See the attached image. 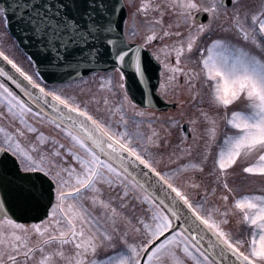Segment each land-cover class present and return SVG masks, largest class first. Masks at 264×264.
Masks as SVG:
<instances>
[{
    "label": "snow or ice",
    "instance_id": "1",
    "mask_svg": "<svg viewBox=\"0 0 264 264\" xmlns=\"http://www.w3.org/2000/svg\"><path fill=\"white\" fill-rule=\"evenodd\" d=\"M0 3L4 5L0 7V17H17V24L30 40L35 41L41 62L71 67L85 60H99L109 63L113 68L123 69L131 65L138 76L144 78L141 50L149 41L157 39V33L152 31L143 44L133 47L120 26L118 0H15L14 3L0 0ZM229 4L232 5V27L236 29L238 37L253 45L260 54L242 44L233 43L229 37L213 39L206 48L200 49L201 70L206 82H210L213 100L228 106L243 96L248 102L247 111L231 112L227 123L236 131L223 133L216 164L218 170H226L242 155L258 152L257 162L249 164L244 171L264 174V0H261L258 11L250 10L240 0H220L219 4L212 3L207 7L197 3V0H167V8L178 13L175 26L180 27L181 23L189 25V34L186 44L179 40L162 45V48L175 52V63L165 64V67L172 72V80H175L176 73L184 72L180 65L185 51L191 52L199 35L211 30L221 8L226 11ZM152 7L160 11V15L153 18L155 24L160 26V39L173 34L181 35L180 32L170 31L173 23L165 25L163 17L167 9L160 4L143 0L137 11L143 10L147 14V10ZM9 8L13 11L9 12ZM193 10L210 13L212 17L207 24L196 26L195 33L192 32L196 19ZM148 23L151 25L153 21ZM0 57L40 90L45 104L51 96L54 114L49 118L58 127L62 126L73 145L85 154L82 156L73 147L66 149L73 154L79 165L77 167L76 164L65 163L67 156L60 151L65 145L59 141H53L50 149L35 143L26 149L19 140H13L12 136L6 134L4 142L8 145L7 151L17 156L21 163L9 168L0 162V191L5 193L0 204L10 198L26 208L51 205L52 219L48 221L47 227L37 224L25 230L23 235H18L14 230L0 231V264H18L17 257L24 264H28L30 258L32 264H53V257L57 253L49 251L47 246L57 241L61 248L71 245L74 250V255L69 256H65L63 250L59 251L66 264H113V257L114 264H186L178 252L191 258L194 264H257L255 257L264 261V196L244 195L235 201V206L243 211L244 221L254 229L251 249L246 255L238 247L240 241L234 242L231 234L217 223L211 212L201 214L198 208L203 209V204L194 205L180 187L165 178L167 173L157 171L148 150L136 142L127 127L121 131L119 127L113 128L111 123L102 122L90 115L86 107H81L74 97H65L55 91L46 93L32 76L3 51H0ZM0 75L7 76L22 88L29 100L36 102V94L13 79L5 68L0 67ZM194 75L189 76V79ZM0 103H6L7 111L18 117L21 124H26L25 114L32 109L3 83H0ZM121 122L127 124L126 120ZM28 130L38 131L31 125H28ZM0 132L6 130L0 128ZM208 133L210 140L207 143L211 144L218 135L215 121ZM18 135H23V132L18 130ZM152 142L160 146L158 138ZM41 143L44 141L41 140ZM146 154L149 158H146ZM141 165L155 174L156 183L171 197L167 205L155 195L150 185L137 179L136 169L147 175ZM191 166L201 168L200 164ZM128 177L132 178L134 187L143 190L142 199L150 205L151 222L138 218L140 227L133 225L131 229L138 233L142 227L146 242L128 239L129 232L121 231L117 226V218L122 214L110 201L101 198L102 189L97 187L101 181L110 185H124V195L127 196L125 180ZM224 187L228 188L227 182ZM89 190L92 194L87 200L91 202V207L82 198ZM228 190L232 191L230 188ZM223 199L227 200L228 197L224 196ZM184 205L197 230L174 227L172 218H180L179 212ZM96 208L103 210L102 215L111 221V228L96 215ZM4 218L13 229L24 227L7 212ZM122 219L126 224H132L130 218ZM201 233L205 236L210 234L207 249L199 243L204 238ZM33 235L36 236L35 240L32 239ZM100 248L116 251L101 259L97 256ZM36 251L41 253L38 260L34 258Z\"/></svg>",
    "mask_w": 264,
    "mask_h": 264
},
{
    "label": "rangeland",
    "instance_id": "2",
    "mask_svg": "<svg viewBox=\"0 0 264 264\" xmlns=\"http://www.w3.org/2000/svg\"><path fill=\"white\" fill-rule=\"evenodd\" d=\"M126 5L129 6V19L125 25L126 36L129 39L134 37H139L141 40H145L147 35H150L152 31L157 33V39L149 41L148 44L153 46H159L160 43L172 44L174 41L183 40L187 43V37L189 34V25L181 23L180 27L175 26V20L178 13L173 12L172 9L167 8V0H150L152 4H160L162 7L166 8L167 11L164 14L165 25L173 23V27L170 29L171 32H180L181 35L177 36L173 34L170 37H165L160 39V26L155 24L154 17L160 15V11L154 7L147 10V14L143 10L137 11L143 0H124ZM247 8L252 11H258L261 0H240ZM197 3L201 4L203 7H207L212 3H220V0H197ZM198 10H193V16ZM210 14V13H209ZM211 17V14H210ZM232 5L225 9L221 8L220 14L217 18L213 20L212 27L210 31H205L201 33L198 39L195 41V46L188 52L187 50L182 57V65L190 68L191 73L194 72L198 76L199 85L198 92L194 93L192 101H190L186 106L185 110H180L175 114L169 116V114L153 115L148 112H143L139 109L134 108L128 101L123 88L122 74L119 71H108L105 73H96L91 77H87L80 81L62 85H46L51 92L55 91L65 97H74L76 102L82 107H86L90 115L95 118H101V121L109 122L112 124L113 128L119 127L121 131L127 127V130L133 134L136 138L137 143L141 146L147 147L148 153L154 156V151L161 153L170 149V153H175V155H170L165 157H155L153 161L155 164L167 173L165 178H167L171 183L180 174H200L208 177V183H210L211 192L205 198L211 197L210 194L213 192L218 193L219 196H223V193L218 192V188H222V191L230 195L235 201L237 198L244 195H255L264 196V174L261 173H248L244 169L249 164H254L257 162L258 152H253L248 156L242 155L237 158V162L231 165L226 170H218L216 160L218 159V149L221 146L223 133L225 131H236L227 121L230 118L231 112L235 110L247 111V100L243 96L235 101L233 104L224 106L217 104L213 100L212 88L210 82H206V77L203 73L201 64V48H206L213 39L229 37L233 40V43H239L244 45L246 48L251 49L253 52L259 53L250 43H246L242 38L238 37V33L235 28L232 27ZM212 18V17H211ZM148 21H153L150 25ZM195 23L192 26V32L196 31ZM0 51H3L10 60H14L21 68L24 69L32 78H35L39 83H44L42 78L38 73L34 71V66L28 56L22 51V49L17 44L16 40L12 37L8 31L6 25V18L0 17ZM171 55L175 57V52L171 51ZM172 77V76H171ZM170 77V80L172 81ZM164 75L162 73V81ZM93 113V114H92ZM184 113H187L188 116ZM96 116H95V115ZM27 118L26 124H21L19 118L13 116L7 111V104L0 103V128L6 130V132H0V148L7 150L8 145L4 142L6 139V134L12 136L13 140H19L21 146L24 148H29L33 143L39 145L43 148H51L53 141H59L60 144L65 145L66 148L60 149L63 155L67 156V161L65 163L76 164L78 163L74 160L73 154L67 152L68 147H73L74 151H80V154L85 155L84 152L78 147L73 145V142L64 131L61 129L49 125L46 126L50 130L55 131L59 136H53L49 132L42 131L43 127L37 121L41 118L38 114L31 111L25 114ZM99 118H98V117ZM180 117H188L191 123V129L193 132V138L190 139L189 144H186L187 137L182 132L181 126L182 121ZM34 118V119H33ZM37 120V121H36ZM100 120V119H99ZM122 120H126L127 124L122 123ZM215 121V126L218 130V135L216 141L208 144L210 136L208 129L212 127V122ZM28 125L35 127L38 131L32 132L28 130ZM38 127V128H37ZM41 128V129H40ZM18 130L23 132V135H18ZM161 133L164 135L168 134L170 137L161 144ZM155 134V136H153ZM62 136V137H61ZM67 138V139H66ZM159 139V145L157 146L152 141ZM41 140L44 143H41ZM141 142V143H140ZM182 142V143H181ZM67 144V145H66ZM190 146V147H189ZM152 150V151H149ZM210 149V150H209ZM154 150V151H153ZM12 153V152H11ZM167 153V152H166ZM13 154V153H12ZM164 155V154H163ZM166 156V155H165ZM17 157V156H16ZM205 157H207L205 159ZM18 158V157H17ZM146 158H149L146 156ZM21 163L20 159L18 158ZM192 164H200L201 168H194ZM225 172L227 173L225 175ZM175 173V175H173ZM163 174V172H162ZM170 176V177H169ZM172 179V180H171ZM227 182L228 188L232 189L229 192L228 188L224 187V183ZM102 189L101 198L105 201H110L113 206L121 213V217L117 218L118 224L121 231L127 230L129 232L128 239L130 241L140 242L145 241L144 229L141 227L140 232L132 231V226L137 224L138 218H144L148 222H151V210L150 205L145 201L142 202V191L137 187L133 186L132 181L126 179L125 184L127 185L128 195H124V185L120 184H109L106 181L100 182ZM98 187V184H97ZM92 194V191L84 193L82 197L84 202L91 207V202L87 200V197ZM204 199L202 202L197 204H203V209H198L199 211H206V213L211 212L213 215L212 206L207 204L209 201ZM123 205V207H121ZM239 209L238 207H236ZM206 209V210H205ZM241 214L243 215V211ZM201 211V214L204 213ZM51 212L49 217L43 221L44 223L31 224L30 226L23 225V228L13 229L8 224L5 218L0 217V231L7 229L8 231L14 230L18 235H23L25 230L32 229L34 225L40 224L41 227H47L48 221L52 219ZM96 215L100 216L102 220H105L108 227L111 228V221L106 220V217L102 215L103 210L100 208L95 209ZM231 212V211H230ZM205 213V214H206ZM224 212L223 217H217L215 219L217 223L224 229V224L228 221L227 215ZM110 215V213H109ZM214 216V215H213ZM122 217H128L132 220V224H126ZM245 230L244 233L240 232L238 234V239L240 241L238 247H240L242 252L247 255L251 249V239L253 235V227L244 221ZM226 231V230H225ZM243 231V230H242ZM32 239L35 240L36 236L33 235ZM257 239H259L257 235ZM235 241V242H236ZM49 251H56V255L53 257V264H66L65 258L59 255V251L63 250L65 256L74 255V250L71 245H59L58 241L47 246ZM116 250L111 248H100L98 249V258L103 259L105 256L113 254ZM181 259L186 260V264H194V261L184 256L182 252H178ZM41 253L36 251L35 259H39ZM257 259V264H264V261L259 257ZM115 257H113L114 264ZM18 264H24V261L17 257ZM28 264H32V258L29 259Z\"/></svg>",
    "mask_w": 264,
    "mask_h": 264
},
{
    "label": "water",
    "instance_id": "3",
    "mask_svg": "<svg viewBox=\"0 0 264 264\" xmlns=\"http://www.w3.org/2000/svg\"><path fill=\"white\" fill-rule=\"evenodd\" d=\"M10 3H14L15 0H9ZM3 7L4 5L0 3ZM231 5V4H229ZM122 9V10H121ZM13 11L12 8H9V12ZM117 15L121 20V29L124 31L125 20L127 18V9L123 0H118L117 4ZM209 18V15L206 12H198L196 15V20L201 23H205ZM17 17L12 16L7 18V26L11 34L16 38L19 45L22 49L29 55L31 60L34 62L36 69L42 76V78L48 83H59L75 80L81 77L88 75L89 73L95 71H106L113 68L109 63H105L99 60H85L79 65L73 64L71 67L59 66L46 64L41 62V58L38 54V48L35 41L30 40V38L23 32L20 25L17 24ZM133 47L139 43L129 42ZM141 54L144 60V78L141 79L138 74L134 71L131 65H126L125 68H119L125 76V85L126 90L131 97V99L141 107L153 108L159 111H165L169 108H175L176 103L166 101L157 91L160 80V69L161 65L157 59L152 54L151 50L148 48H143ZM0 67L5 68V70L13 76V79L18 80L20 84L24 85L29 91L36 94V102L33 103L27 96L24 95L22 88L18 87L17 84H14L7 76L0 75V80L16 95L20 96L21 99L29 105L30 108L39 112L40 114L49 118L54 114V109L51 104V96L48 97V103H44L43 95L40 93V90L35 88L25 77H23L17 70L0 57ZM45 90V89H44ZM46 93H49L45 90ZM50 119V118H49ZM52 120V119H51ZM183 128L188 136H191L189 129V123L185 122ZM1 149V148H0ZM0 162L6 164L9 168L19 166V162L15 156L10 152L4 149L0 151ZM135 166H133L134 168ZM141 168H144V171L147 172V175H144L140 172L139 169H136L138 173L137 179L141 182H144L151 186L152 191L155 192V195L159 197L160 200L164 201V204L167 205L168 201L171 199L168 196V193L165 192L164 188L160 187L156 183L155 174L150 170L146 169L145 166L141 165ZM42 175V174H41ZM131 178V177H130ZM132 179V178H131ZM5 193L0 191V199H4ZM54 201V197H53ZM159 203V201H157ZM182 203V202H181ZM163 206V205H161ZM186 205L183 206V209L179 212V219H173L174 227L180 226L187 229L188 231L197 230L196 225L192 223V217L188 211H185ZM51 205L47 207H22L14 203L10 198L3 204H0V216L4 217L5 212L9 214L13 219L22 223H32L40 222L44 220L49 215V210ZM197 223H201L197 221ZM204 238L199 241L200 245L204 249L208 248L209 236L201 233ZM218 251V250H217Z\"/></svg>",
    "mask_w": 264,
    "mask_h": 264
},
{
    "label": "trees",
    "instance_id": "4",
    "mask_svg": "<svg viewBox=\"0 0 264 264\" xmlns=\"http://www.w3.org/2000/svg\"><path fill=\"white\" fill-rule=\"evenodd\" d=\"M186 181H188L186 178H185ZM189 182V181H188ZM188 183L187 182H184V184L182 183V179H179L178 180V186L181 188V190L186 194L188 195Z\"/></svg>",
    "mask_w": 264,
    "mask_h": 264
},
{
    "label": "flooded vegetation",
    "instance_id": "5",
    "mask_svg": "<svg viewBox=\"0 0 264 264\" xmlns=\"http://www.w3.org/2000/svg\"><path fill=\"white\" fill-rule=\"evenodd\" d=\"M172 61H174V60H172ZM180 80H182V78H180ZM199 182H201V179H199Z\"/></svg>",
    "mask_w": 264,
    "mask_h": 264
}]
</instances>
